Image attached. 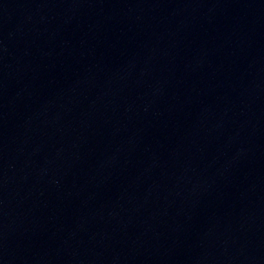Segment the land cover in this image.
Returning <instances> with one entry per match:
<instances>
[{"label": "water", "instance_id": "95a60500", "mask_svg": "<svg viewBox=\"0 0 264 264\" xmlns=\"http://www.w3.org/2000/svg\"><path fill=\"white\" fill-rule=\"evenodd\" d=\"M0 264H264V0H0Z\"/></svg>", "mask_w": 264, "mask_h": 264}]
</instances>
